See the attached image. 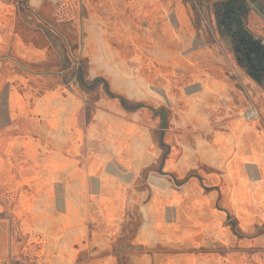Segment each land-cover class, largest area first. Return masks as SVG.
<instances>
[{"label":"rangeland","instance_id":"obj_1","mask_svg":"<svg viewBox=\"0 0 264 264\" xmlns=\"http://www.w3.org/2000/svg\"><path fill=\"white\" fill-rule=\"evenodd\" d=\"M0 4L10 9L6 35L11 43L9 49L0 47V97H5L9 89L32 98V103L49 92L57 91L65 98L74 95L81 103L79 122L86 138L83 161L93 154L100 160L113 155L107 146L111 136L109 118L117 115L113 104L125 108L129 121H134L135 114L140 112V126L150 131L154 146L162 151L161 160L135 179V187L142 192L141 201L150 197L152 178L166 183L170 197L186 191L196 194L197 185L205 195L210 194L212 186L224 187L226 178L222 170L199 165L197 170L185 171L181 161L191 151H210L220 136L233 135L236 150L242 145V133H249L250 141L246 144L251 148L257 146V135H264V77L250 74L264 73V65L257 64L259 71L252 68L243 56L240 38L254 33L255 38L264 39V0H0ZM239 6H245L248 13L232 22V9ZM165 25L176 34H164ZM94 29L99 34L107 32L112 50L121 51L123 61L106 53L98 57L95 46V56L89 52L88 40H97V36L92 39ZM126 31H137L147 48L140 49L138 41H127L129 38L124 35L129 36L130 32ZM0 33L3 34L1 25ZM128 78L145 87L144 95L137 96L128 90ZM141 78L147 84L143 85ZM209 80L217 81L222 89L207 88ZM252 110L260 115L255 124L247 120ZM7 116V111L0 109V132L7 124ZM96 126L99 130L94 136ZM22 133L20 127L13 128V134ZM42 138V145L38 142L42 158L35 156L29 160L46 167L54 153L49 155V140ZM29 146L27 143L28 151L32 150ZM133 148L134 143L128 144L129 150ZM61 160L57 161L58 167L68 162L67 157ZM169 163L174 166L170 168ZM215 177L218 184L213 181ZM92 182H97L95 177H91ZM88 196L92 210L96 191L91 188ZM17 197V193L10 195L11 215ZM46 207L42 205L44 210ZM53 207L57 214L63 212V207ZM124 214L123 222L117 224L123 234L111 233L102 256H114L120 264H129L141 218L136 211L126 210ZM231 217L240 235L238 240H253V235L242 232L235 216ZM226 223L231 225L228 217ZM90 224L94 234L99 224L94 219ZM263 232L264 225L255 234ZM31 240L32 235H28L20 242L27 244ZM39 243L43 244L42 239ZM243 254L251 264H256L264 251L251 247L245 252L241 245H236L229 251L232 264H241ZM38 256L26 253L14 262L35 264L34 258ZM88 256L91 262L97 259L96 254Z\"/></svg>","mask_w":264,"mask_h":264},{"label":"crops","instance_id":"obj_2","mask_svg":"<svg viewBox=\"0 0 264 264\" xmlns=\"http://www.w3.org/2000/svg\"><path fill=\"white\" fill-rule=\"evenodd\" d=\"M9 13L10 9L0 4L2 49H9L11 44L6 35ZM103 35L94 29L92 39L97 36L100 40ZM100 48L107 56L122 58L115 50H105L102 44ZM127 81L128 90L144 95V86L129 78ZM212 84L208 82L206 87H214ZM113 106L118 117H108L111 136L107 145L113 155L100 160L93 154L83 161L86 138L79 122L81 103L74 95L65 98L57 91L49 92L32 103V98L9 89L5 97H0V109L9 116L0 132V264H15V258L31 252L39 255L34 258L35 264H120L117 257L107 259L102 255L107 251L111 233L123 234L117 224L123 222L126 210L136 211L141 218L129 264H232L229 251L236 245L245 252L251 247L264 251V233L255 234L264 225V135L259 133L257 146L251 148L246 144L249 133H242V145L236 150L234 136L225 135L227 145L219 142L222 147L229 146L225 152L213 144L210 151H191L181 161L185 171L197 170L199 165L222 170L224 187L212 186L210 194L205 195L196 184V194L186 191L170 197L166 183L152 178L150 197L141 201L142 192L135 187V179L161 160L162 151L154 146L150 131L140 126V112L134 121H129L121 104ZM15 126L23 133L13 134ZM94 130L96 136L99 129L96 126ZM42 136L52 148L49 155L54 153L46 167L29 160L42 158L38 145L44 141ZM27 143L32 150H26ZM133 143L136 148L129 150L128 144ZM64 157L67 164L58 167L57 161ZM173 166L169 163L170 168ZM91 177L97 182L91 183ZM213 181L218 184V177ZM91 188L97 194L92 199V210L88 196ZM15 193L18 197L11 215L9 200ZM42 205H47L45 210ZM54 205L63 207V212L57 214ZM228 215L235 216L242 232L254 239L238 240L226 223ZM91 219L99 224L94 234ZM28 235H32L31 242L21 243L20 239ZM40 239L42 245L38 244ZM90 254H96L97 259L91 262ZM241 264H251L249 257L243 254ZM256 264H264V256H258Z\"/></svg>","mask_w":264,"mask_h":264},{"label":"flooded vegetation","instance_id":"obj_3","mask_svg":"<svg viewBox=\"0 0 264 264\" xmlns=\"http://www.w3.org/2000/svg\"><path fill=\"white\" fill-rule=\"evenodd\" d=\"M232 10H233L232 12L235 14L234 17H232V19H231L232 22L235 19L238 20L239 18L244 17L248 13L247 8L245 6H239V8H237V9L234 8ZM166 25L163 27V33L167 34V35H175L176 33L172 29L170 31H168L166 29ZM235 27L238 28L239 25L235 24ZM103 31H106V30L103 29ZM126 32H130L129 36H127L126 34L124 35V38L125 37L129 38V40L126 39L127 41H130V42L133 41L135 43L138 41L137 43H138V47L140 49H146L147 48L146 47V41L143 40V38L141 37L140 34L137 35V33H138L137 31H135V32L126 31ZM237 34H238L237 37H239L240 36L239 32ZM106 37H107V32H106L105 35L99 37L100 40L98 38H97V40H88V41H90V44L88 43V45H87L88 46L87 48H88L89 52L92 53L94 56H95V53H96L98 55V57H101L102 54H104L105 51L102 48H100V44H102V47L105 50L111 51L112 50V47L110 45V43L112 44L111 39L110 38H106ZM240 38L242 39L241 46L243 47L242 49H243L244 58L248 61V63L252 66V68L257 69L259 71L260 70V68H259L260 66L259 65H262V66L264 65V39L261 36H259L258 38H255L254 37V33H252L251 36L246 37L245 39L243 37H241V36H240ZM93 46H95L96 51H97L95 53L92 50ZM116 52L119 53L122 56V58H118V60H122L123 59V53L121 51H119V50H116ZM150 53L152 54V52H150ZM178 61H181L180 56H178ZM257 64H259V65H257ZM262 71H264V70L262 69ZM250 74L253 77L255 75L260 76V77H262V76L264 77V73H250ZM209 82L211 83L212 81L209 80ZM212 83H213L212 86H214L212 88H216V89L222 88V85L219 84L217 81L212 82ZM259 119H260L259 112H258V117L256 119H252L251 120V119H249V117H247V120L252 122L253 124H255V122H256L255 120H259ZM220 137L216 138L218 142L214 141L215 142L214 144H216L218 147H220V150H223L225 152L224 148H229V146H227V147L225 146L227 144L225 142L224 136L221 137V138ZM219 142L220 143H224L225 145L222 147V145H220ZM230 150L231 149H229V151ZM228 219L230 220V223H231V225L229 227L231 228V230L235 233V235L237 237H240V235L234 229V223L232 221L231 215H228ZM252 264H254V263H252Z\"/></svg>","mask_w":264,"mask_h":264},{"label":"built area","instance_id":"obj_4","mask_svg":"<svg viewBox=\"0 0 264 264\" xmlns=\"http://www.w3.org/2000/svg\"><path fill=\"white\" fill-rule=\"evenodd\" d=\"M249 117H251V118H249L251 120L256 119L258 117V112L256 110H252L251 115Z\"/></svg>","mask_w":264,"mask_h":264},{"label":"bare ground","instance_id":"obj_5","mask_svg":"<svg viewBox=\"0 0 264 264\" xmlns=\"http://www.w3.org/2000/svg\"><path fill=\"white\" fill-rule=\"evenodd\" d=\"M251 115V112L248 113V117ZM250 118V117H249Z\"/></svg>","mask_w":264,"mask_h":264}]
</instances>
